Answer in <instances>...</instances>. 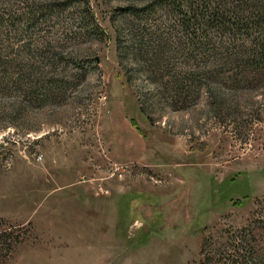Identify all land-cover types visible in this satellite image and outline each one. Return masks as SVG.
<instances>
[{
	"label": "rangeland",
	"instance_id": "374dc122",
	"mask_svg": "<svg viewBox=\"0 0 264 264\" xmlns=\"http://www.w3.org/2000/svg\"><path fill=\"white\" fill-rule=\"evenodd\" d=\"M154 1L0 0V264H198L250 223L264 240V0H221L234 28L194 35Z\"/></svg>",
	"mask_w": 264,
	"mask_h": 264
},
{
	"label": "trees",
	"instance_id": "16d2710c",
	"mask_svg": "<svg viewBox=\"0 0 264 264\" xmlns=\"http://www.w3.org/2000/svg\"><path fill=\"white\" fill-rule=\"evenodd\" d=\"M221 0H155L154 2H162L170 6V9L179 16V23L189 35H194L195 25L204 26H218L221 29H233L234 23L236 24L239 19L231 18L228 13L235 14L233 10L224 9ZM60 4L59 1H52L51 5L55 6ZM88 7V6H87ZM153 3H144L142 5H131L127 8L130 9L134 16H139L142 11L151 9ZM171 10V11H172ZM87 14V12H85ZM190 24L192 25L190 27ZM230 26V27H228ZM194 27V28H193ZM191 28L192 32L188 29ZM119 35L116 36V42L119 46ZM165 48L158 45L150 51V64L158 61L157 55H162ZM134 58L140 59L145 53H148L144 42L139 37L134 47ZM152 65V64H151ZM149 68V65H147ZM171 74V73H170ZM177 79L174 80V84ZM180 91L181 87L178 81L176 91ZM174 93V92H173ZM139 109L143 112L144 107L141 105V100L138 97ZM256 226L264 224V216H260L255 220ZM255 224L250 223L241 228L231 230L227 233L226 241L223 245L210 247L205 250V246L201 252L203 258L198 264H264V240L257 247L253 243V228ZM262 228V227H261Z\"/></svg>",
	"mask_w": 264,
	"mask_h": 264
}]
</instances>
